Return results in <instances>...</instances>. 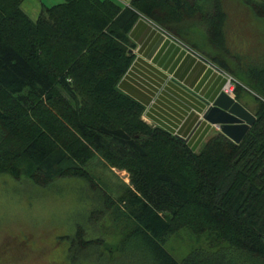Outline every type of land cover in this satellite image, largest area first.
<instances>
[{
    "label": "trees",
    "instance_id": "16d2710c",
    "mask_svg": "<svg viewBox=\"0 0 264 264\" xmlns=\"http://www.w3.org/2000/svg\"><path fill=\"white\" fill-rule=\"evenodd\" d=\"M25 1L0 0V176L81 180L154 264H264V63L222 44L223 0H62L36 20ZM252 11L264 20V0ZM140 16L234 78L256 116L240 144L218 133L195 148L142 121L145 106L122 88ZM95 158L129 175L118 201L91 178ZM181 230L198 246L183 261L164 245Z\"/></svg>",
    "mask_w": 264,
    "mask_h": 264
},
{
    "label": "rangeland",
    "instance_id": "374dc122",
    "mask_svg": "<svg viewBox=\"0 0 264 264\" xmlns=\"http://www.w3.org/2000/svg\"><path fill=\"white\" fill-rule=\"evenodd\" d=\"M261 1H222L226 21L222 44L237 61L239 57L243 63L258 58L257 65L251 66L253 69L264 63V20L255 17L252 11V6ZM61 2L43 1L45 7ZM37 5L41 6L40 0ZM158 29L165 39L173 37L163 28ZM219 31L222 32L220 27ZM199 58L222 78L231 76L201 55ZM233 96L236 100L235 93ZM248 110L254 114L252 105ZM145 114L144 110L142 121L156 128L147 123ZM218 133L220 130L213 128L202 145ZM87 168L101 190L114 200L118 201L127 187L132 188L126 172L104 166L100 158H95ZM101 197L98 190H92L81 180L60 181L50 188H38L28 181L0 176V264H154L149 248L143 245L139 248L136 237L122 229L121 223H114L113 214L105 212ZM194 239L190 231L181 230L164 245L172 257L183 261L198 247ZM85 241L87 246L82 244ZM219 258L229 262L228 256L219 255Z\"/></svg>",
    "mask_w": 264,
    "mask_h": 264
},
{
    "label": "crops",
    "instance_id": "0c3cea01",
    "mask_svg": "<svg viewBox=\"0 0 264 264\" xmlns=\"http://www.w3.org/2000/svg\"><path fill=\"white\" fill-rule=\"evenodd\" d=\"M43 1L40 0L39 7L37 0H26L22 9L36 20L45 7ZM113 1L124 9L132 2ZM158 28L139 17L131 32L136 48L135 62L122 88L145 106L147 123L160 126L182 140L189 138L188 142L199 148L213 128L219 129L207 124L204 114L223 91L225 79L180 40L165 39Z\"/></svg>",
    "mask_w": 264,
    "mask_h": 264
},
{
    "label": "water",
    "instance_id": "95a60500",
    "mask_svg": "<svg viewBox=\"0 0 264 264\" xmlns=\"http://www.w3.org/2000/svg\"><path fill=\"white\" fill-rule=\"evenodd\" d=\"M255 118L253 113L235 99L227 96L224 91L218 94L204 114V121L217 126L221 131L220 134L229 138L235 145L244 140L245 135L254 126ZM183 140L188 142L189 138Z\"/></svg>",
    "mask_w": 264,
    "mask_h": 264
},
{
    "label": "built area",
    "instance_id": "2783aa9c",
    "mask_svg": "<svg viewBox=\"0 0 264 264\" xmlns=\"http://www.w3.org/2000/svg\"><path fill=\"white\" fill-rule=\"evenodd\" d=\"M197 55V54H196ZM198 56V55H197ZM225 86L223 91L225 92V94L229 95L230 97H233V93L236 89V81L234 80V78H232V76H226L225 77Z\"/></svg>",
    "mask_w": 264,
    "mask_h": 264
}]
</instances>
